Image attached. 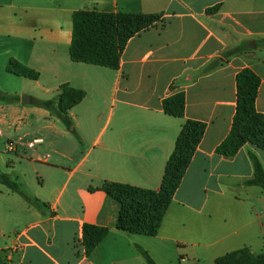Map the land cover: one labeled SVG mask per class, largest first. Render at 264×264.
<instances>
[{
  "label": "crops",
  "instance_id": "crops-1",
  "mask_svg": "<svg viewBox=\"0 0 264 264\" xmlns=\"http://www.w3.org/2000/svg\"><path fill=\"white\" fill-rule=\"evenodd\" d=\"M85 9L163 13L165 24L132 37L118 69L75 62L73 14ZM263 38L264 0H0V92L20 98L0 100V170L37 200L0 184V264H147L136 245L157 264H214L244 247L264 252V189L245 184L254 175L250 152L264 167V150L249 143L232 159L216 152L231 130L244 68L261 79L256 107L264 114ZM239 45L248 50L208 70ZM11 59L39 78L9 72ZM172 83L185 92L184 118L163 110ZM64 84L87 94L70 110L72 128L32 102L58 100ZM187 119L207 128L159 233L119 230L120 204L101 187L159 190ZM34 138L43 143L31 149ZM86 224L108 228L90 255L77 242Z\"/></svg>",
  "mask_w": 264,
  "mask_h": 264
},
{
  "label": "trees",
  "instance_id": "trees-1",
  "mask_svg": "<svg viewBox=\"0 0 264 264\" xmlns=\"http://www.w3.org/2000/svg\"><path fill=\"white\" fill-rule=\"evenodd\" d=\"M215 6L207 9L214 13ZM165 24L163 13H128L102 12L99 10H77L73 14V38L70 57L75 62H84L98 66L118 69L121 55L128 41L142 31ZM264 45V38L258 41ZM248 50L244 45L226 51L223 57L209 66L208 70L224 64L237 52ZM7 70L15 75L37 80L40 76L35 71L16 59H11ZM237 104L231 130L227 137L217 146L216 152L227 159L236 156L246 144H253L264 150V114L256 107V99L261 85L260 77L250 68H244L236 76ZM175 84L170 85L171 94L162 100L166 114L184 118L186 95L184 91L174 92ZM86 91L64 84L60 88L58 100H41L32 102L53 112L67 128H72L70 110L81 103ZM16 95L0 92V100L17 101ZM207 123L187 119L177 137L175 148L168 160L166 172L159 190L141 188L129 184L105 182L101 190L120 204L117 228L130 233L156 236L162 226L167 210L179 188L201 140ZM254 175L245 181L248 186L264 189V167L255 153L250 152ZM0 184L12 192L21 195L30 203H36L20 184L0 170ZM108 228L86 224L83 227V243L86 255L103 241ZM138 252L147 264H157L143 247L136 245ZM214 264H264V252L255 254L248 247L226 253L215 260Z\"/></svg>",
  "mask_w": 264,
  "mask_h": 264
},
{
  "label": "built area",
  "instance_id": "built-area-1",
  "mask_svg": "<svg viewBox=\"0 0 264 264\" xmlns=\"http://www.w3.org/2000/svg\"><path fill=\"white\" fill-rule=\"evenodd\" d=\"M4 135V131L2 130V128L0 127V136H3ZM43 143V139L42 138H34L32 139L31 141L27 142V147L33 149L35 148L37 145L39 144H42ZM16 144L14 142H9L7 144V149L9 151H12L16 148ZM78 244H81L84 246V243H83V236H82V239H80V241H77ZM85 247V246H84Z\"/></svg>",
  "mask_w": 264,
  "mask_h": 264
},
{
  "label": "water",
  "instance_id": "water-1",
  "mask_svg": "<svg viewBox=\"0 0 264 264\" xmlns=\"http://www.w3.org/2000/svg\"><path fill=\"white\" fill-rule=\"evenodd\" d=\"M249 48H251V49H256L257 48V45H256L255 41H252L250 43ZM21 102H22V104H28V103H30V97H29V95L23 94L21 96Z\"/></svg>",
  "mask_w": 264,
  "mask_h": 264
}]
</instances>
